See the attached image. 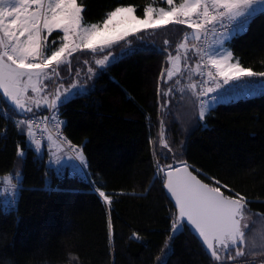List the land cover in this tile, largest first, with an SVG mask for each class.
Segmentation results:
<instances>
[{
    "label": "trees",
    "instance_id": "obj_1",
    "mask_svg": "<svg viewBox=\"0 0 264 264\" xmlns=\"http://www.w3.org/2000/svg\"><path fill=\"white\" fill-rule=\"evenodd\" d=\"M83 6L87 24H102L116 6H134L139 17L146 7H170L166 0H83ZM191 31L171 23L129 35L105 52L119 54L132 47L135 54L101 68L95 60L104 53L98 52L90 60L95 74L88 84L90 66L83 60L75 69L72 63L65 75L60 71L62 80L80 76L90 90L61 110L65 135L85 156L84 174L71 175L66 168L58 175V167L50 164L52 151L45 146L37 154L35 145L28 146L27 137L19 134L13 121L21 117L0 116V179L15 170L19 175L14 178L15 206L0 194V264H264V90L225 100L204 120L194 116L190 122L188 116L200 105L186 82L197 84L199 72L188 59L190 53L195 60L199 55L188 48L185 55L178 45L194 40L185 39ZM228 46L235 62L264 72V14H257ZM170 53L179 54L186 65L171 80ZM183 87L190 102L196 99L192 108L178 105L177 99L188 100ZM0 107L12 115L7 105ZM182 113L187 117L180 121ZM162 131L171 152L161 144ZM18 144L23 157L17 155ZM162 153L168 154L167 160ZM157 161L186 163L226 195L240 193L249 201L246 212L258 221L245 232L244 244L246 237L252 241L243 244L245 256L216 261L187 228L169 240L178 211L166 193L164 173L155 178ZM101 186L111 204L93 191Z\"/></svg>",
    "mask_w": 264,
    "mask_h": 264
},
{
    "label": "snow or ice",
    "instance_id": "obj_2",
    "mask_svg": "<svg viewBox=\"0 0 264 264\" xmlns=\"http://www.w3.org/2000/svg\"><path fill=\"white\" fill-rule=\"evenodd\" d=\"M166 3L170 6L168 10L161 7L157 11L153 7H146L143 18L135 15L134 6H116L106 14L101 26L100 23L87 24L84 21L86 8L83 0L80 4L77 0H0V103L7 105L8 113L12 114L8 115L0 107V116L8 120L13 115L21 117L13 122L19 134L27 137L26 144H34L35 152L39 154L42 141L35 138L33 127L36 125L37 130H41L39 121L42 113L51 111L52 114L44 116L43 120L53 122L57 136L53 138L48 135L44 146L50 145L55 150L52 155H56V152L63 151L61 145L67 143L69 150L75 153V156H68L63 162L59 156L56 157L58 175H63L66 168L71 169L69 174L75 175L84 172L87 166L82 149L62 138L59 129L66 125V121L60 120L59 115L68 103L88 95L90 90L78 83H69L66 88L60 84L51 99L41 94L48 87L43 81L54 82V78L60 75L61 64L71 69V58L77 51L104 53L102 58L95 60L96 65L104 68L135 54L137 49L132 47L122 48L119 54L105 52V49H110L113 44L138 31L175 23L192 29L193 38L199 40L201 34L223 29V32H216L219 38L215 41L216 46L210 50L193 46L205 65H211L216 70L215 74L209 71L208 79L200 81L199 92L195 91L197 84L188 85L194 95L208 96L209 93H215L209 100H200V120L210 116L216 105L224 102L232 93L245 91L244 87L233 82L243 77H264V72L257 73L245 68L238 59L233 63V52L225 46L234 36L245 33L257 14H264V0H182L179 4H175L174 0H166ZM54 30L62 31V42L56 47H49L48 37ZM164 43L168 44L169 41L165 40ZM51 44L55 45L56 41L52 40ZM178 49H185L187 54L185 43L178 45ZM66 55L68 59H64ZM76 59L79 61V57ZM180 59L179 54L169 56L174 64H178ZM85 63L88 61L85 60ZM199 69L198 64L196 70L199 72ZM88 71L91 73L93 70L89 68ZM174 71L179 72V68L169 69L168 79L173 77ZM225 85L228 87L225 88ZM29 89L32 96L28 95ZM157 91L159 93V85ZM161 144L168 152L172 151L163 131ZM17 155H25L19 144ZM162 155L165 160L168 159L167 153ZM172 159L176 158L173 156ZM76 160L80 163H70ZM155 166V178L158 179L160 173H164L167 192L178 207L169 240L187 228L201 239L202 245H206L216 261H235L236 257L246 255L243 244L245 229H249V225L242 224V221L249 201L243 195L232 193L231 189L229 192L232 194L226 195L220 187L203 183L189 171L186 163L176 167L174 164L161 165L157 161ZM13 178L18 179V175L13 173L8 177L9 184ZM101 188H94L93 191L111 204V196ZM17 190L18 186H13V191L5 198L9 206H15ZM108 223L111 229L110 219ZM133 236L137 234L133 233Z\"/></svg>",
    "mask_w": 264,
    "mask_h": 264
},
{
    "label": "rangeland",
    "instance_id": "obj_3",
    "mask_svg": "<svg viewBox=\"0 0 264 264\" xmlns=\"http://www.w3.org/2000/svg\"><path fill=\"white\" fill-rule=\"evenodd\" d=\"M77 3H78V1H77ZM176 4H179V3H176ZM154 9H156L157 11L160 9V8H154ZM169 9V7L168 8H166L165 7V10H168ZM135 15H136V13H135ZM141 18H143V17H141ZM102 26V25H101ZM54 32H59V34H58V36H52L53 35V33ZM53 33L49 36V37H54L53 39H49V37H48V41H49V47H56V46H58L62 41H61V39H60V37H62L63 36V33H62V31H60V30H54L53 31ZM186 36H187V39L188 38H193V31H191V32H189L188 34H186L185 35V39H186ZM52 40H55L56 41V44L55 45H52L51 44V41ZM199 42V40H196V39H194L193 41H190V42H188V44H187V48H188V50H190V52L191 51H194V52H196V50H195V48H193V46H194V44H197ZM116 53V52H115ZM98 54V52L97 53H90L88 50H83V51H77V52H75V53H73V56H72V58H71V65H72V63L74 64V69L76 68L75 67V63L77 62V57H79V60H83L84 61V63H85V60H87L88 61V63H85L89 68H91L93 71H95L94 69H95V67H93V65H91L90 64V60L92 59V58H95L96 57V55ZM173 56V54L172 53H170L169 54V56ZM177 54H174V56H176ZM173 56V57H174ZM193 56H194V54L193 53H190V56H189V59H188V62L191 64H194V65H198L199 64V57H198V59L197 60H195V59H193ZM181 57V56H180ZM64 59H68V57H67V55L65 56V58ZM171 62V67L169 68V69H173V68H175V67H178L179 68V72H175L174 71V75H173V77H175L176 75H180L181 73H182V71L184 70V68H186V65H184V60L182 59V57H181V59H180V61H179V63L178 64H174L172 61H170ZM81 63V62H80ZM67 68H66V66L64 65V64H61V67H60V71H61V73L63 74V75H65L66 74V72H67V70H66ZM77 71H79V70H77ZM85 71V70H84ZM86 72L87 73V77H86V82H87V84H88V79H92L93 77H94V74H95V72ZM185 71V70H184ZM182 77H184V79H186L187 78V76L186 75H184V76H182ZM249 78H251V79H254V80H256V82L257 83H259V85H260V87H262L263 88V90H264V77H259V76H254V77H249ZM188 79V78H187ZM171 80V79H170ZM186 81V80H185ZM188 82H189V80H187ZM188 82H186V85H187V87H188V85H189V83ZM69 83H78L79 85H82L83 87H85V88H89V87H87V85H86V83H82V79H81V77L80 76H78L77 77V79L76 80H73L72 78H65V79H61L59 76L58 77H55L54 78V82H50V81H47V80H44L43 81V84H46V85H48V87L44 90V92L41 94V95H46V96H48L49 97V99H51L52 98V94H54L55 93V91H56V89L59 87V85L60 84H65V88L66 87H68V85H69ZM43 84L41 85V87H43ZM184 88V87H183ZM183 92H181L182 94L186 91V88H184V90H182ZM188 91H190L191 93H193V91H191V90H189L188 89ZM180 93V94H181ZM185 93H187V92H185ZM244 95L245 94H252V93H243ZM28 95L29 96H32L33 95V93L31 92V90L29 89V92H28ZM193 96H194V94H193ZM187 97H188V100L186 99L185 100V103L182 101V100H180V99H177L178 100V105L179 104H181V105H184L185 107H187V108H189V107H191L192 108V106L190 105V104H192V105H194V103H195V101H196V99H194L193 101H191L190 102V96H189V94L187 93ZM182 102V103H181ZM200 105V104H199ZM33 107H35L34 105H33ZM200 110V109H199ZM199 110H197V107L193 110L194 111V113L192 114V115H189L188 117H189V120H190V122L194 119L193 117L194 116H199ZM48 114H52L51 113V111H45V112H43L42 113V115H41V117H44V116H47ZM187 117V114L186 113H182L181 115H178V119L180 120L181 118H186ZM181 121V120H180ZM33 130H34V133L36 134V127H33ZM65 130V129H64ZM62 135H63V128H62V133H61ZM64 135H65V132H64ZM53 136V135H52ZM36 138V137H35ZM53 138H55V136H53ZM36 139H38V140H41V139H39L38 137L36 138ZM42 141V140H41ZM47 142V141H46ZM46 142H42V150L41 151H43V149H44V145L45 144H47ZM75 145V144H74ZM48 148L50 147V149H51V154L53 153V151H55L50 145L49 146H47ZM61 147L63 148V151H61V152H56V155H53V158H51V163L52 164H54V165H56L57 167H59V165H57L56 163H55V160H56V157L57 156H59L60 157V159H61V161L63 162V161H65V160H67V158H68V156H73L72 154H71V152L69 151V148L67 149L66 148V146H65V144H63V145H61ZM80 148V147H79ZM81 149V148H80ZM49 161H50V159H49ZM72 162H75V163H77V164H79L80 162L78 161V160H76V161H70V163H72ZM71 170V169H70ZM86 172V168H85V170H84V172H81L82 174H84ZM15 174H17L18 173V171L17 170H15V172H14ZM10 176H12V174H10V175H8V176H6V177H3V178H1L0 179V194L1 195H3V196H5V197H8L9 196V194L13 191V186H17V183L16 182H14V178L12 179V181H11V184H9L8 183V177H10ZM19 176V175H18ZM17 196H18V191H16L15 192V199H17ZM257 217H255V216H253V215H251L250 213H248V212H245V215H244V219H243V221H242V224H248L249 225V227L250 226H252V224H253V222H256V221H258V220H255ZM248 229H245V232L247 231ZM249 239V237L247 238L246 237V242H245V244L244 245H250V244H252V241H250V240H248Z\"/></svg>",
    "mask_w": 264,
    "mask_h": 264
},
{
    "label": "built area",
    "instance_id": "obj_4",
    "mask_svg": "<svg viewBox=\"0 0 264 264\" xmlns=\"http://www.w3.org/2000/svg\"><path fill=\"white\" fill-rule=\"evenodd\" d=\"M217 31L223 32L224 30L218 29V30H214L213 32H209L207 34H201V38L199 39V42H198V48L203 49V50H210L213 47L215 37L217 36L216 34ZM199 65H200V69H199V76H198V81H197L198 92H199V87H200V81L208 79L207 73L209 71H212L213 74H215V71H216L214 68L211 67V65H205V62L201 60L200 56H199ZM200 73H203V75H201ZM233 83L240 84L242 87L245 88V91L240 92L239 94L232 93L231 96H229V98H227L226 100L236 98L239 95L246 93V92L257 94L263 91V88L260 87L259 83H257L256 80L251 79L249 77H243L240 81H235ZM207 86L208 85H205V87ZM227 87L228 86L225 85V88ZM214 95L215 93H209L208 96H198L199 104H200V100H209ZM49 115L51 114H48L47 116ZM59 119L66 121V119L61 114L59 115ZM34 127H36L35 137L36 138L38 137L39 139H41L42 142L47 141L48 135H53L55 137L57 136V129L53 126V122H46L43 120V117H40V121H39V129L41 130H37L36 125H34ZM65 127L66 125H62L61 128L59 129V132L62 133V128H63L62 138H66L67 141H70L73 144V142L66 135H64ZM65 146L68 149L67 143H65ZM70 152L73 156H75V153L73 151H70ZM162 181L163 182L166 181L164 175L162 176Z\"/></svg>",
    "mask_w": 264,
    "mask_h": 264
},
{
    "label": "water",
    "instance_id": "obj_5",
    "mask_svg": "<svg viewBox=\"0 0 264 264\" xmlns=\"http://www.w3.org/2000/svg\"><path fill=\"white\" fill-rule=\"evenodd\" d=\"M0 91H2V90H0ZM176 167H182V164H177L176 162H174L173 163ZM188 165V164H187ZM189 166V165H188ZM189 171H191L192 172V174L193 175H195V176H197V178L199 179V180H201L203 183H206V184H209V183H207L206 181H204L200 176H198L191 168H190V166H189ZM165 183H166V181H165ZM210 185V184H209ZM211 186V185H210ZM165 190H166V193H167V195H168V197H169V199L172 201V203L174 204V206H175V208L177 209V211H178V207L175 205V200H174V198H170V193H168L167 192V189H166V187H165ZM222 191V190H221ZM223 192V191H222ZM193 233V232H192ZM197 236V235H196ZM200 241H201V239H199ZM204 248L206 249V245H204ZM207 250V249H206ZM209 253H210V250H207Z\"/></svg>",
    "mask_w": 264,
    "mask_h": 264
},
{
    "label": "crops",
    "instance_id": "obj_6",
    "mask_svg": "<svg viewBox=\"0 0 264 264\" xmlns=\"http://www.w3.org/2000/svg\"><path fill=\"white\" fill-rule=\"evenodd\" d=\"M170 8V7H169ZM95 24H98V23H95ZM102 25V24H101ZM219 37H218V35L215 37V40H214V44H213V47H215L216 46V44H215V41L218 39ZM228 42L229 41H227L226 43H225V46L227 47V48H229L230 49V47L228 46ZM231 50V49H230ZM233 63H235V61L233 60L232 61ZM48 150H51L50 149V147L49 148H47Z\"/></svg>",
    "mask_w": 264,
    "mask_h": 264
},
{
    "label": "bare ground",
    "instance_id": "obj_7",
    "mask_svg": "<svg viewBox=\"0 0 264 264\" xmlns=\"http://www.w3.org/2000/svg\"><path fill=\"white\" fill-rule=\"evenodd\" d=\"M212 186V185H211ZM214 187V186H213Z\"/></svg>",
    "mask_w": 264,
    "mask_h": 264
},
{
    "label": "clouds",
    "instance_id": "obj_8",
    "mask_svg": "<svg viewBox=\"0 0 264 264\" xmlns=\"http://www.w3.org/2000/svg\"><path fill=\"white\" fill-rule=\"evenodd\" d=\"M198 88V87H197ZM165 183V182H164Z\"/></svg>",
    "mask_w": 264,
    "mask_h": 264
}]
</instances>
